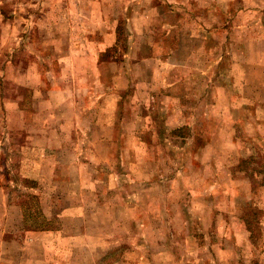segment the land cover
Masks as SVG:
<instances>
[{
	"label": "rangeland",
	"instance_id": "374dc122",
	"mask_svg": "<svg viewBox=\"0 0 264 264\" xmlns=\"http://www.w3.org/2000/svg\"><path fill=\"white\" fill-rule=\"evenodd\" d=\"M112 1L0 0V264H167V247L169 264H185L175 254L187 250H198L197 258L208 262L210 248L227 245L226 237L220 240L218 234L236 231L235 219L228 225L223 216H216L212 225L202 224L209 232L206 240L192 237L193 230L197 233L202 226L191 221L190 212L185 213L182 206L190 197L197 196L199 201L191 205V213L212 216L211 210L201 205L204 197L223 200L220 191L224 185L212 174L218 168L222 172L220 177H227L230 161L222 146L226 145L224 141L230 146L232 140L229 131L234 123L227 119L229 111L234 106L248 110L245 106L263 103L264 95L257 87H261V82L264 86V30L256 26L249 33L254 37L249 47L226 48L234 60L230 76L233 74L235 79V93L228 95L219 88L217 94L197 97L201 100L196 104L198 109L193 106L194 96L188 95L184 105L178 99L167 103L165 93L147 97L140 92L137 97L127 94L119 99L112 95V87L106 90L105 100L96 102L98 96L91 93L90 103L84 104L77 98L80 106H71L69 94L74 84L70 83V74L83 72L84 60L92 51L94 28L102 15L111 16L107 6ZM163 32L158 31L154 36L162 39ZM141 33V30L124 31L115 55L123 54L130 42L142 40ZM236 33H240L237 37L241 39L242 33ZM258 35L263 41L260 46L253 44ZM220 52L217 48L216 53ZM246 52L250 60H244ZM225 61L223 66L227 65ZM244 68L248 72L257 71L250 75V84L255 86L250 92L246 89L242 92ZM39 81L37 87L59 90L57 104H52L55 107H47L50 103L44 94L34 98L32 85ZM90 83L94 87L93 81ZM73 91L75 98L79 93ZM109 97L115 98L113 104ZM5 106H9V116ZM18 106L25 117L31 116L26 125L21 122ZM250 114L253 120L264 119L262 107L251 110ZM54 115L57 123L52 128L44 127ZM33 118L35 126L31 124ZM221 121L219 137L211 142L209 149L197 156L193 153L194 162L184 164L178 156L175 158L176 151L190 145L194 149L198 144L197 140L189 143L172 135L203 138ZM175 128L181 129L174 133ZM250 132L253 133L251 128ZM30 135L39 140L47 136L48 141L43 147L31 142ZM140 136L144 139L159 136L160 140L172 137L175 141L149 147L138 143ZM240 147L244 149L241 144ZM255 149L259 150L254 158L257 161L252 159ZM249 150L247 155H252L246 163L252 172L248 170V173L261 184L264 144H250ZM83 164L89 170L69 169ZM55 167L61 172L57 180ZM222 195L227 198V192L222 191ZM113 198L122 203V209L111 201ZM60 203L63 208H78L67 211L68 215L63 214L57 222L51 217ZM123 203L132 211V222L123 214ZM254 209L253 205L239 213L247 218L244 225L254 232V247L262 249L264 235L256 221L264 213ZM218 210L224 213L225 203ZM56 230L70 237L79 234L81 241H71L68 246L74 254L63 255L67 253L65 237L62 239ZM230 241L228 246L237 245L241 249L247 242L235 235ZM86 247L91 251L85 250ZM108 247L120 248L102 260ZM245 256L238 255L236 260L242 264Z\"/></svg>",
	"mask_w": 264,
	"mask_h": 264
},
{
	"label": "crops",
	"instance_id": "0c3cea01",
	"mask_svg": "<svg viewBox=\"0 0 264 264\" xmlns=\"http://www.w3.org/2000/svg\"><path fill=\"white\" fill-rule=\"evenodd\" d=\"M107 10L111 11V16L105 18V15H102L94 28V41L91 43L92 51L91 54L88 52V58L84 60L83 72L80 75L76 72L70 74V79L72 80L70 83L74 84L72 89L79 93L74 98L75 92L72 89L70 90L69 104L71 106H80L81 102L84 104L90 103L91 93H96L94 97H98L94 100L100 102L104 99L103 96H107L106 90L112 87V95L119 96V99H122L123 95L127 94L137 97L140 92L147 97L149 94L165 93L167 103H172L178 99L181 102L180 105H184L183 101L188 95L194 96L193 106L194 109H198L196 104L200 103L201 100H198L197 97L200 99L201 96L217 94L219 88L223 89L228 95L235 93V79L233 74L230 76L234 68V60L233 57L228 55L226 48L230 46L249 47L250 40L254 41V37L251 38L249 33L256 26L257 29L264 30V0H114L107 6ZM100 11H104L103 8ZM127 29L131 32L141 30L142 40L137 41L139 45L137 42H130L128 49L123 54L115 55L120 49L122 33ZM163 30L164 37L162 39L154 36L156 32ZM235 32L242 33L241 39L237 37L240 33L235 34ZM261 39L258 35L255 37L256 42L253 44L260 46L263 42ZM217 48L221 49L220 54L216 53ZM243 57H245L244 60H250L247 52ZM71 61L73 69H75V62L72 58ZM223 61L227 63L226 67L222 65ZM246 66H249V69L251 68L248 64ZM245 68L241 74L243 81L241 82V88L242 92L244 89L250 92L255 89V86L250 84V75L257 71L250 70L248 72ZM252 68L259 69L260 67ZM34 77H36V73ZM38 77L40 78L41 74H38ZM92 81L94 87L90 86ZM39 84L40 81L32 85L34 98L37 95L39 97L44 94L50 103V106L47 107H55L52 104H57L59 90L50 89L47 91L44 88L37 87ZM139 88H141V91H139ZM257 88L260 89L259 93L264 95L262 82L261 87ZM77 98L81 99V102ZM114 99V97H109V101ZM259 102L257 100V103ZM262 102L261 106H259L260 103L257 104L258 106H245L249 111L245 108L234 106L235 108L232 107L227 115V119L229 121L233 120L232 122L234 123H232V130L229 131L231 133L230 138H232L230 142L231 149L227 141H224L226 145L223 143L222 146V150L226 151L225 154L228 155L226 157L230 161L226 167L225 174H227V177H220L222 172L218 168L212 174L217 175V182L224 185L220 191V198L223 200L218 201L216 200L217 197L212 199L207 196L204 197L205 199L201 203V205H204L205 210H211L212 216L210 213L206 216L196 212H194L196 215L194 216L191 213L189 208H191L193 203L199 201L197 196L190 197L185 205L182 206L186 209L185 213L190 212L188 214L189 219L201 224V226L205 222L212 225L216 216H223V220L228 225L235 219L236 231L230 233L227 230L225 234L223 232L218 234L217 238L220 240L221 237H226L225 242L227 245L219 249L210 248L208 262L197 258L198 250H187L177 253L175 254L177 260H184L185 264H240L236 260L237 256L246 255V260H242V264H264V248L258 249L259 247H254V239L252 237L254 232L244 225L247 218H245L244 214L241 215L239 213L240 210L247 209L253 205L256 208L254 209L255 212L263 211L264 213V181L261 184L256 183L254 177L248 173V170L251 172L252 170L246 163L252 155H247V151H250L249 145L254 143L258 145L264 144V119L257 117L256 120H253L250 114L251 110H258L260 107L264 110V97H262ZM207 104L212 106L211 102H207ZM5 107H7V115L9 116V106ZM17 108L21 122L26 125V122L31 120V116L26 115L25 117L21 107L18 106ZM33 109L36 110V104ZM243 110H246V112H243ZM27 119L29 120L27 121ZM34 119H32L31 123L33 126H35L36 122ZM45 123L44 127L48 125L51 127L56 124V115L50 117L49 124L48 121ZM222 124L223 121L217 124L216 129H212L209 134L199 139L198 136L194 135L191 137L188 135L183 137L179 134L172 135L178 138L179 141L183 139V141L195 143L197 140V144L200 145H195L194 149L191 145L190 147H183V149L176 151V154H174L175 158L178 156L184 164L186 162H194L193 153L197 156L199 152L202 153L208 148L213 140L216 141ZM37 126L39 127L40 125ZM250 128L253 133H249ZM180 129L175 128L173 132L176 133ZM150 137L144 139V137L140 136L138 143L154 147L161 143L170 145L173 140L175 141V138L172 137L169 140H160L159 136H157V139ZM29 139H31V142H37L43 147L48 141L47 136L39 140L34 135H30ZM240 144L244 146V149L240 147ZM254 151L252 159L256 157V153L259 150L255 149ZM192 157H194L193 160ZM254 160L257 161L256 159ZM73 168H86L89 170V167L84 164L81 167L80 165L69 167V169ZM69 169L68 173H72ZM261 172L264 173V168ZM53 173H55L57 180L61 173L58 167H55ZM216 178L214 181H216ZM35 185H37V182H35ZM222 191L227 192V198L223 197ZM233 193H235L234 197L231 196ZM252 198H255L256 201ZM111 201L113 203L117 202V208L122 209L121 202H118L115 198L111 199ZM224 203L226 210L223 213L218 210V206L224 205ZM102 206H105L103 201ZM20 207H22L21 204ZM72 208L76 209L78 206L63 208L60 203L55 208L56 212L51 219L60 222L63 214L65 216L68 215L67 211H72ZM123 209L125 210L123 214L126 220L132 222L133 218L130 216L132 211L124 203ZM262 216L258 218V221H255L258 222L259 226H262L261 233L264 235V215ZM183 221L181 218L180 223ZM240 224L242 228L238 229ZM201 229L197 233L194 229L193 233H191L193 234L192 237L206 240L209 232L203 226ZM54 231L49 230L50 233H54ZM56 231L59 232V230ZM59 234L62 239L65 237L64 243L67 253L63 255L69 257L75 252L74 250L69 251V244L71 241L72 243H78L81 238L77 232L71 237L65 235L63 231H60ZM234 235L237 238L241 237L247 240L244 249L239 248L237 245L228 246V242L230 239L233 240ZM177 237H179L178 234ZM88 248L86 247L85 250L91 251ZM119 248L111 249V247H108V249L103 251L102 260L110 253L118 251ZM169 249L167 247L165 250L167 264L170 262ZM180 249L182 251L184 248L181 246ZM114 263L116 262H110L109 264Z\"/></svg>",
	"mask_w": 264,
	"mask_h": 264
}]
</instances>
